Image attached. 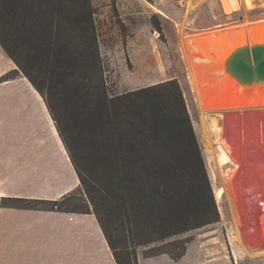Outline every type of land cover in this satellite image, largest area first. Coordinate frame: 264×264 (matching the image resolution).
I'll list each match as a JSON object with an SVG mask.
<instances>
[{"label": "trees", "instance_id": "1", "mask_svg": "<svg viewBox=\"0 0 264 264\" xmlns=\"http://www.w3.org/2000/svg\"><path fill=\"white\" fill-rule=\"evenodd\" d=\"M94 15L91 0H0V47L16 66L0 83L20 74L40 94L79 181L59 200L0 207L94 215L116 264H138L141 248L177 261L180 237L219 221L181 89L113 93ZM78 191L83 202L69 201Z\"/></svg>", "mask_w": 264, "mask_h": 264}, {"label": "rangeland", "instance_id": "2", "mask_svg": "<svg viewBox=\"0 0 264 264\" xmlns=\"http://www.w3.org/2000/svg\"><path fill=\"white\" fill-rule=\"evenodd\" d=\"M91 1L95 10L99 52L113 93L133 91L169 80H175L181 89L219 213L217 223L180 237L187 242V250L192 252V258H188L186 264L199 263L200 259H194L193 253L207 251L208 248L209 259L203 256L202 264H264L263 255L249 256L240 251L239 238L234 234L230 198L226 194L217 198V191L229 182L238 164L235 161L220 164L218 152L213 148L214 142L208 140V136H212L209 128L205 130L201 120L182 53V41L188 37L264 21V0H248V4L246 0H233L229 10L223 7L227 0ZM14 79L28 83L20 74ZM13 131L9 126L0 129V132ZM31 189L25 192L29 193ZM73 196L69 199L73 203H81L85 199L79 191ZM139 250L143 254L144 248Z\"/></svg>", "mask_w": 264, "mask_h": 264}, {"label": "crops", "instance_id": "3", "mask_svg": "<svg viewBox=\"0 0 264 264\" xmlns=\"http://www.w3.org/2000/svg\"><path fill=\"white\" fill-rule=\"evenodd\" d=\"M15 69L0 47V78ZM22 81L0 83V129L14 130L0 132V199L59 200L78 188V177L44 100ZM207 251L193 253L196 264ZM191 253L174 261L138 250V264H186ZM0 264L116 263L94 215L0 207Z\"/></svg>", "mask_w": 264, "mask_h": 264}, {"label": "bare ground", "instance_id": "4", "mask_svg": "<svg viewBox=\"0 0 264 264\" xmlns=\"http://www.w3.org/2000/svg\"><path fill=\"white\" fill-rule=\"evenodd\" d=\"M231 1L223 2L225 10L230 9ZM261 22L182 41L201 120L212 135L208 140L214 142L221 165L238 164L229 182L217 191V198L224 194L230 198L240 251L255 257L264 256V89H243L220 76L219 69L230 46L244 42V34L250 39L258 38L260 32L264 35V30H253Z\"/></svg>", "mask_w": 264, "mask_h": 264}, {"label": "water", "instance_id": "5", "mask_svg": "<svg viewBox=\"0 0 264 264\" xmlns=\"http://www.w3.org/2000/svg\"><path fill=\"white\" fill-rule=\"evenodd\" d=\"M255 27L253 30L257 32L264 30V22ZM225 30L226 28L209 33L215 35ZM243 39L244 42L237 41L230 46V51L220 65L219 75L227 76L243 89H264V35L260 32L258 38L250 39L244 34Z\"/></svg>", "mask_w": 264, "mask_h": 264}]
</instances>
